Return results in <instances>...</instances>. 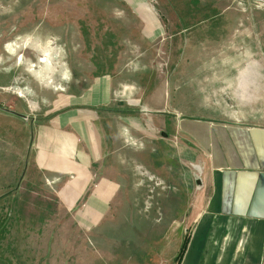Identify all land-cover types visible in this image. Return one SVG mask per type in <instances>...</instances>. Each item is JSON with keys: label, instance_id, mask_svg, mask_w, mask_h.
I'll list each match as a JSON object with an SVG mask.
<instances>
[{"label": "crops", "instance_id": "crops-1", "mask_svg": "<svg viewBox=\"0 0 264 264\" xmlns=\"http://www.w3.org/2000/svg\"><path fill=\"white\" fill-rule=\"evenodd\" d=\"M193 2L169 85L94 38L56 97L0 96V264H264V0Z\"/></svg>", "mask_w": 264, "mask_h": 264}, {"label": "rangeland", "instance_id": "rangeland-1", "mask_svg": "<svg viewBox=\"0 0 264 264\" xmlns=\"http://www.w3.org/2000/svg\"><path fill=\"white\" fill-rule=\"evenodd\" d=\"M191 3L194 8L193 0H0V96L25 98L28 94L35 104L56 97L73 74L64 61V50L75 56L84 41L94 38H149L151 47L145 58L138 53L142 49L138 42L134 43V54L125 55L134 62L128 69L138 70L141 63L144 73L155 74L151 85H169L173 75L165 73L174 64L175 43L171 38L176 17L188 27L184 38H196L193 30L197 26H191L197 23L196 13ZM176 8L181 10L176 12ZM149 25L154 27L151 32ZM139 60L143 63H137ZM72 61L79 63L76 57ZM142 75H127L131 87L138 88ZM14 81L13 86H5ZM187 86L184 84L182 90ZM183 110L190 112L192 107ZM226 114L231 117L240 111L229 105ZM5 205L0 203V211ZM9 221L1 214L0 228ZM69 231L77 238L73 227ZM4 238L0 235V243Z\"/></svg>", "mask_w": 264, "mask_h": 264}, {"label": "trees", "instance_id": "trees-1", "mask_svg": "<svg viewBox=\"0 0 264 264\" xmlns=\"http://www.w3.org/2000/svg\"><path fill=\"white\" fill-rule=\"evenodd\" d=\"M183 253V252H182ZM181 255V254H180ZM180 257V256H179ZM179 259V258H178Z\"/></svg>", "mask_w": 264, "mask_h": 264}]
</instances>
